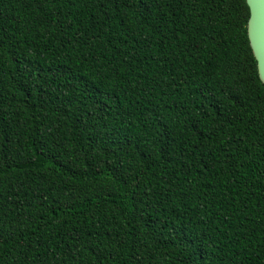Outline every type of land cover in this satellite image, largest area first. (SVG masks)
Here are the masks:
<instances>
[{
  "label": "trees",
  "instance_id": "16d2710c",
  "mask_svg": "<svg viewBox=\"0 0 264 264\" xmlns=\"http://www.w3.org/2000/svg\"><path fill=\"white\" fill-rule=\"evenodd\" d=\"M249 17L0 0V264H264Z\"/></svg>",
  "mask_w": 264,
  "mask_h": 264
},
{
  "label": "water",
  "instance_id": "95a60500",
  "mask_svg": "<svg viewBox=\"0 0 264 264\" xmlns=\"http://www.w3.org/2000/svg\"><path fill=\"white\" fill-rule=\"evenodd\" d=\"M250 8L248 36L257 59L258 72L264 82V0H246Z\"/></svg>",
  "mask_w": 264,
  "mask_h": 264
}]
</instances>
